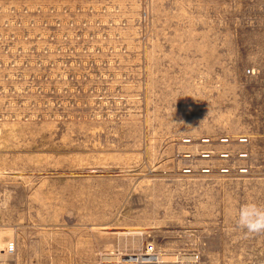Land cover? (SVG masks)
<instances>
[{"label": "rangeland", "instance_id": "obj_1", "mask_svg": "<svg viewBox=\"0 0 264 264\" xmlns=\"http://www.w3.org/2000/svg\"><path fill=\"white\" fill-rule=\"evenodd\" d=\"M245 203L264 206V0H0V264L150 243L264 264Z\"/></svg>", "mask_w": 264, "mask_h": 264}, {"label": "clouds", "instance_id": "obj_2", "mask_svg": "<svg viewBox=\"0 0 264 264\" xmlns=\"http://www.w3.org/2000/svg\"><path fill=\"white\" fill-rule=\"evenodd\" d=\"M236 227L245 235L264 233V206L245 203L237 210Z\"/></svg>", "mask_w": 264, "mask_h": 264}, {"label": "built area", "instance_id": "obj_3", "mask_svg": "<svg viewBox=\"0 0 264 264\" xmlns=\"http://www.w3.org/2000/svg\"><path fill=\"white\" fill-rule=\"evenodd\" d=\"M5 252L8 256H13L16 252V244L15 242H9L5 248ZM165 254H161L158 250L155 243H150L149 246L144 247L143 255L140 254L136 258H143L145 259V262L147 264H154V262L159 261L162 256ZM170 259H175V261H179V263L176 264H200V258L198 254H186V253H179V254H172L171 257H168ZM132 264H138L137 262H132Z\"/></svg>", "mask_w": 264, "mask_h": 264}, {"label": "bare ground", "instance_id": "obj_4", "mask_svg": "<svg viewBox=\"0 0 264 264\" xmlns=\"http://www.w3.org/2000/svg\"><path fill=\"white\" fill-rule=\"evenodd\" d=\"M137 260H138V264H147V262H145V259H143L142 257L133 258L128 255H124V256L120 255L119 257H116V258H105L104 259L105 263L103 262V264H132V262H137ZM108 262H111V263H108ZM176 263H179V261H175V259H170L168 257H163L159 261L154 262V264H176Z\"/></svg>", "mask_w": 264, "mask_h": 264}]
</instances>
